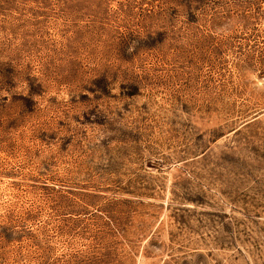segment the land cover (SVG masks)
Masks as SVG:
<instances>
[{
  "label": "rangeland",
  "instance_id": "374dc122",
  "mask_svg": "<svg viewBox=\"0 0 264 264\" xmlns=\"http://www.w3.org/2000/svg\"><path fill=\"white\" fill-rule=\"evenodd\" d=\"M0 264H264V0H0Z\"/></svg>",
  "mask_w": 264,
  "mask_h": 264
}]
</instances>
